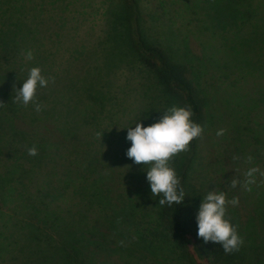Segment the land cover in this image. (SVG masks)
Instances as JSON below:
<instances>
[{"label":"trees","instance_id":"trees-1","mask_svg":"<svg viewBox=\"0 0 264 264\" xmlns=\"http://www.w3.org/2000/svg\"><path fill=\"white\" fill-rule=\"evenodd\" d=\"M27 1L0 0V264H264V176L256 177L248 191L239 167L233 177L224 164L212 174L220 180L213 190L223 184L228 199L239 197L226 212L244 240L239 251L226 254L220 244L197 235L196 215L211 189L208 182L194 180L201 135L182 152L176 171L185 192L181 204L160 206V197L136 181L133 192L122 198L124 186L111 171V150L93 125L96 114L107 112L114 138L119 127H130L120 116L126 117V99L108 91V83H115L110 77L103 83L100 74L67 76L87 42L78 44L72 35L44 36L38 26L28 27ZM145 1H114L103 15L108 41L120 40L118 49L128 56V65L146 73L144 89L136 88L152 99L145 105L149 119L154 114L151 124L177 105L189 107L191 119L203 128L211 127L213 99L226 105L229 117L233 105L248 113L242 125L234 122L235 139L264 138V93L255 90L247 70L250 59L242 51L264 36V0ZM119 29L121 36L114 35ZM162 31L176 33L169 48ZM28 50L31 61L22 55ZM109 52L120 53L116 46ZM253 64L264 72V64ZM32 66L49 78L47 87L37 89L40 111L35 103L14 102L13 86L22 87ZM63 78L69 83L60 86ZM126 87H131L128 82ZM33 146L35 156L28 154ZM231 178L241 183L232 188ZM111 234L118 240L112 241Z\"/></svg>","mask_w":264,"mask_h":264},{"label":"rangeland","instance_id":"rangeland-1","mask_svg":"<svg viewBox=\"0 0 264 264\" xmlns=\"http://www.w3.org/2000/svg\"><path fill=\"white\" fill-rule=\"evenodd\" d=\"M114 1L116 3L118 0ZM114 1L42 0L41 4L38 0H28L25 3L26 7L30 10V14L27 16V26H38L41 35L44 36L72 35V38H75L78 44H80V42H87L88 47L86 51L80 56L79 61L71 67V75L67 74V76L73 77V79H81L100 74L103 83L110 77L115 83L113 84L114 87H112V85L110 86L108 83V91L111 89L113 96L116 97L119 94L123 97L122 100L126 99V102L122 104V108L126 112V117L125 114H120L122 120L125 121L127 119L130 127H134L138 122H142L144 126H148L151 124V119L154 121V114H151V119H149L145 105H148V99H150L151 102L152 99L148 97L147 94L146 97L140 95V91L138 90L139 87L141 90L144 89V87L141 86V82L143 81V77L146 76V73L140 68L136 71L133 70L131 68L133 64H131V66L128 65V56L118 49V46L122 45L120 40L113 38V40L111 39L109 42L106 37L109 24L103 12H105L111 4L114 5ZM145 3L148 5L147 0ZM97 10L101 13H98ZM162 33L164 34L163 43L168 47L167 44L169 42L172 44V40L176 38V33L170 31L167 36L164 31H162ZM113 34L121 36L120 29L113 32ZM217 35L219 36L220 34L218 33ZM115 46L116 50L120 53L119 55L114 54V56H111L109 50L110 48L114 49ZM242 51L247 54L246 59H250V67H248L247 70L255 79V90L264 93V72L256 69L253 64V62H258L259 66L264 64V36L250 40L243 47ZM66 56H69L68 51L66 52ZM127 82L131 86L130 89L126 87ZM68 83L69 80L67 78H63L59 81L60 86H65ZM136 87H138V89ZM122 88L126 90H122L123 93L120 91ZM61 91H64V89ZM159 97L162 98V95ZM151 102L149 104H151ZM209 103L212 113L209 114L208 120L216 121L212 123L211 127L209 124L205 125L202 132L203 134L200 136L201 158L200 163L198 162L196 171H194V180L198 183L208 182V185L211 187L210 190H213L214 185L220 182V180L211 179L212 174L220 172L218 167L223 166V164L226 166V175L231 177L236 175L238 170L237 167L241 169L243 174L251 167H258L261 172H264V138L255 134L245 138H234V134L236 133V130H234L235 127H233L234 122L242 125L240 121L244 120V117H246L248 113H246V111L244 113L238 111L239 107L233 105V111L229 117L228 111L224 110L226 105L222 104L221 107L220 100L215 101L211 99ZM92 112L95 113L96 110ZM153 113H156V111L153 110ZM95 117L96 121L93 126L94 128H99V133H104L101 135V138L104 142H107V146L111 150L109 154L111 155L112 175L116 178L117 183L121 182L124 186L122 189V198L133 192V189L136 187L134 181L140 184L145 189L146 193L151 195V187L147 180V172L145 170V168L149 166L135 164L133 160L126 155L127 149L131 146V141L126 139L128 129L119 127L115 136L116 138H114L110 131V117H108L107 112H100L96 114ZM220 129H225L226 131L223 135L218 136L217 132ZM231 134H233L232 137ZM112 139L114 141H111ZM182 152L175 155L170 160V165L175 171L178 170L181 162L184 161L183 158H181L184 153ZM249 156L252 157L251 162H248L247 158ZM209 168H211V170ZM258 176L264 175L257 173L256 177ZM223 186L225 187L223 184L218 185L217 189L224 191ZM217 189L215 188L214 190ZM111 204L107 205V210H111ZM118 238L119 236L117 234L110 235L112 241L118 240Z\"/></svg>","mask_w":264,"mask_h":264},{"label":"clouds","instance_id":"clouds-1","mask_svg":"<svg viewBox=\"0 0 264 264\" xmlns=\"http://www.w3.org/2000/svg\"><path fill=\"white\" fill-rule=\"evenodd\" d=\"M22 55L26 61L33 59L31 50L22 53ZM48 83L49 78L42 74V69L39 66L30 67L22 87L13 86L14 102L24 106L30 102L35 103L36 111H40L41 105L35 102L37 89L47 87ZM3 105L0 103V107ZM192 115L189 107L173 105L163 111L156 122L148 126L138 122L134 127L127 128L126 139L131 141V146L127 149L126 155L135 164L149 166L145 168L147 180L150 183L153 197H160V206L179 205L184 201V189L180 186V179L175 169L170 165V160L180 152L187 151L190 142L203 132V127L191 119ZM225 131V129H220L217 135H223ZM103 134L96 133L97 136ZM28 154L37 155V148L35 146L29 148ZM247 159L248 162L252 161L251 156ZM257 173L264 175V172H261L258 167H251L244 173L246 177L244 186L248 191H251L250 185L256 183ZM240 183L238 178L230 180L232 188H236ZM238 203L239 197L228 199L224 191L210 190L203 196L196 215L198 237L203 238L205 243L220 244L226 254L239 251L244 240L230 219L226 218L228 205H237ZM123 243L120 241L121 245Z\"/></svg>","mask_w":264,"mask_h":264}]
</instances>
